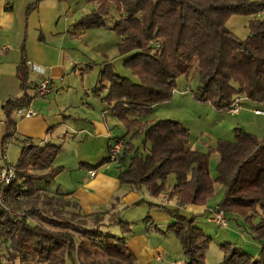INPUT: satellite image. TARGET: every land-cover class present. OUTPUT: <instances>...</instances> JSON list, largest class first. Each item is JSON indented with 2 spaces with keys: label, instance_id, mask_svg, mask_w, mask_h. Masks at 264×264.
Wrapping results in <instances>:
<instances>
[{
  "label": "trees",
  "instance_id": "trees-1",
  "mask_svg": "<svg viewBox=\"0 0 264 264\" xmlns=\"http://www.w3.org/2000/svg\"><path fill=\"white\" fill-rule=\"evenodd\" d=\"M42 0H35L25 17ZM98 8L75 23L81 30L106 26V17L114 7L119 14L111 29L120 38L118 51L122 65L137 78L121 76L110 62H103L92 95L100 98L125 126L127 134L122 160L129 163L120 174V184L145 188L153 197L167 191L170 176L174 184L169 197L179 205H205L215 193V183L225 189L223 200L214 211L234 213L249 224L253 238L260 242L257 258L243 249L225 243L222 264H264V140L251 133L235 130L234 141L221 140L215 151L220 154L217 176L209 173V153L189 148V130L178 121L160 119L142 122L157 104L169 101L177 79L197 75L199 84L193 93L196 100L210 103L216 110H227L233 99L242 95L250 102L264 104V0H95ZM233 15H251L250 35L242 40L226 23ZM75 35V34H74ZM28 65L20 64L24 94L5 104L8 128H15L12 113L25 109L33 100L28 91ZM192 72V73H191ZM13 131L3 137V142ZM143 137V149L133 141ZM124 139V138H121ZM126 140V139H124ZM61 146L23 145L15 164L16 177L6 193L8 204L35 205L42 197L35 186L50 185L62 167H53ZM109 161V159H107ZM106 162V160L104 161ZM47 171L46 173H40ZM22 197V201H16ZM58 198V197H55ZM62 203H68L63 199ZM29 209L36 215V206ZM77 206L76 203H73ZM158 207L174 219L162 233H173L179 240L185 264H207L205 253L211 238L180 208ZM261 214L254 225L253 218ZM87 217V216H86ZM88 218V217H87ZM93 227L84 224L47 221L54 229L33 225L23 215H11L0 206V240L21 262L42 264H136L137 259L124 237L106 232L114 222L122 234L130 226L115 213L108 223L100 216ZM54 220V221H53ZM46 221V219H45ZM73 232L79 236L76 241ZM105 258L106 261H99Z\"/></svg>",
  "mask_w": 264,
  "mask_h": 264
},
{
  "label": "crops",
  "instance_id": "crops-1",
  "mask_svg": "<svg viewBox=\"0 0 264 264\" xmlns=\"http://www.w3.org/2000/svg\"><path fill=\"white\" fill-rule=\"evenodd\" d=\"M34 1L0 0V165L13 164L10 162L13 145H19L21 149L24 144L45 146L55 143L62 150L69 149L71 162L60 158V154L53 161V167H62L55 178L58 183L56 180L51 183L56 187L46 186L43 182L35 186L42 193H53L55 197L76 203L79 212L88 219L100 216L105 224L116 213L131 228L134 220L128 217V213L135 209L138 215H146V219V216L139 219L145 228L141 233L136 235L131 228V232L122 237L136 256V264H152L165 253L164 245L154 234L164 231L174 219L162 208L149 204L171 209L178 207L187 216L207 215L217 204L207 201L201 206L179 205L175 196L169 197L170 188L159 197H153L145 188L120 184V174L129 158L123 161L120 156L116 161H108L109 147L117 139L127 141L132 133L127 134L124 124L108 106L92 95L97 77L94 86H87L83 78L87 73L82 76L79 72L82 63L68 51L70 48H64L69 40L78 37L69 35L72 31L68 23L59 27L62 2L42 0L26 18V8ZM22 58L45 69L52 91L44 96L37 95L40 76L27 64V92L33 100L22 112L12 113L15 128L11 129L7 125L5 104L24 94L19 75ZM73 88L76 90L72 91ZM244 102L251 103L246 97ZM27 112L30 113L28 116ZM11 131L13 136L3 142V137ZM189 148L198 150L190 139ZM213 157H217L219 164L220 154L215 153ZM211 160L212 157L209 173L214 179ZM91 171L95 172L93 176ZM257 243L261 245L259 241ZM185 261V257L181 258L177 264H185Z\"/></svg>",
  "mask_w": 264,
  "mask_h": 264
},
{
  "label": "rangeland",
  "instance_id": "rangeland-1",
  "mask_svg": "<svg viewBox=\"0 0 264 264\" xmlns=\"http://www.w3.org/2000/svg\"><path fill=\"white\" fill-rule=\"evenodd\" d=\"M62 2V8L59 10V27H63L64 24L70 25L69 35L77 36L75 40H69L64 48L69 49L73 56H76L80 65L79 72L82 76L87 73L86 77H83L87 86H94L95 78L98 77L100 66L103 62H110L113 64L115 71L121 76H126L134 81L137 78L131 74V71L122 65L123 60L119 55L118 44L120 38L116 32L111 29L119 14L116 9L112 7L110 14L106 17V26L100 28H90L87 30H81L75 27V23L87 14H90L98 8V4L95 0H59ZM257 1V0H250ZM256 17L264 19V12L259 13ZM254 19L251 15H233L231 16L226 26L237 37L245 40L250 35L249 22ZM68 29V26L67 28ZM75 33V35H74ZM71 46V47H70ZM100 64V65H99ZM192 73V72H191ZM97 80V79H96ZM199 84L197 75L190 74L189 76H181L177 79V85L174 90L173 97L167 101L157 104L153 107V110L146 116L142 117L140 121H155L160 119H169L178 121L181 125L189 130L190 142L198 146V150L204 153H209V160L211 172L216 178L218 172L217 157H213L218 143L221 140L234 141L235 130L241 129L245 132L251 133L258 140H264V116L257 115L254 112V108H260L264 110V104L259 103H246L242 95L233 99H241L242 105L239 113L230 114L227 110H216L210 103L201 102L194 98L193 93ZM77 89V87H76ZM72 89V91L76 90ZM79 90V89H77ZM92 93V91H91ZM127 136V135H126ZM130 137V136H129ZM135 147L143 149V137L133 141ZM21 153L19 145H13L11 148V163L16 164L18 156ZM60 158L66 162H71L72 157L69 149H63L61 147ZM57 155V156H58ZM56 156V157H57ZM43 171L40 173H46ZM60 174V173H59ZM58 174V175H59ZM57 175V176H58ZM56 176V177H57ZM55 177V178H56ZM54 178V180H56ZM58 183V180H56ZM172 184V185H171ZM174 179L169 177L167 182V190L172 189ZM51 187H56L55 184H51ZM225 195V189L219 184L215 183V193L207 201L212 204H219ZM59 198H55L53 193H44L39 201L35 205L29 201L25 204H8L5 200L7 208L11 213L5 209L11 215H25L31 224L40 225L47 229H54L47 221L54 219L56 222L61 221L66 223L69 221L72 224H84L87 227H93L99 221L96 218L88 219L86 216L79 212V209L74 206L73 203H62ZM22 201V197L16 201ZM36 206L38 214L31 215L30 208ZM216 207V206H215ZM135 210V209H134ZM128 213V217L134 221L131 224L133 232L137 235L143 231L144 225L142 221H139L141 217L146 215H138L136 212ZM214 209L209 210L207 215H199L196 218L195 224L202 229L204 234L211 238L210 245L205 253V261L207 264H222L224 259V253L221 248L222 244L229 243L235 245L244 251L250 253L253 257L257 258L260 251V245L257 240L253 238L249 224L245 219L234 213L224 212L227 218V225H216L208 221V218L214 214ZM24 213V214H18ZM147 216L145 217V219ZM261 214L256 215L253 218L254 225L260 222ZM46 219V221H45ZM144 219V220H145ZM53 220V221H54ZM106 232L123 236L120 225L114 222L112 225L104 227ZM166 230V229H165ZM76 241H79V236L73 232ZM155 233V232H154ZM164 245L165 253L159 255L160 259H156L152 264H177L178 260L184 258L181 244L178 238L173 233H158L154 234ZM99 261H106L105 258H100ZM0 264H42L37 261L28 260L21 262L19 257H16L10 250L7 244H3L0 240Z\"/></svg>",
  "mask_w": 264,
  "mask_h": 264
},
{
  "label": "built area",
  "instance_id": "built-area-1",
  "mask_svg": "<svg viewBox=\"0 0 264 264\" xmlns=\"http://www.w3.org/2000/svg\"><path fill=\"white\" fill-rule=\"evenodd\" d=\"M33 72L37 73L40 76V79L37 84V95L44 96L49 94L52 91L51 80L45 76V69L34 65L32 62L27 63ZM242 107L241 99L233 101V103L228 108V113L230 114H237L239 113ZM22 110H18L22 112ZM255 114L257 115H264L263 110H254ZM30 113L27 112L26 115L28 116ZM126 148V140L124 139H117L113 141V143L109 147L108 159L110 161H116L120 156L123 155ZM93 176L95 172H90ZM16 177V169L15 164H2L0 165V206L4 209H7L10 213L11 211L7 208L5 204L6 193L9 187L12 185L13 181ZM20 198V197H18ZM24 214V213H18ZM208 221L214 223L216 225L222 226L227 225V218L224 212H215L212 214Z\"/></svg>",
  "mask_w": 264,
  "mask_h": 264
}]
</instances>
